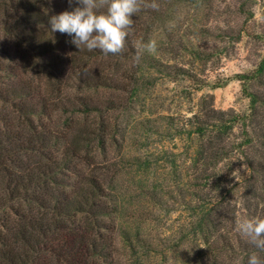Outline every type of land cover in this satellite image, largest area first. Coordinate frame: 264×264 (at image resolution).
Returning <instances> with one entry per match:
<instances>
[{"label": "trees", "instance_id": "16d2710c", "mask_svg": "<svg viewBox=\"0 0 264 264\" xmlns=\"http://www.w3.org/2000/svg\"><path fill=\"white\" fill-rule=\"evenodd\" d=\"M259 1L264 8V0H156L159 9L153 10L144 6L152 0H143L123 51L104 55L83 45L78 49L67 34L51 31L50 18L69 11L62 0H0V264H149L159 254L150 236L118 222L123 174L109 152L124 138L133 97L144 84V66L173 79L192 77L184 67L161 63L137 47L160 27L168 30L170 9L181 4L215 9L219 19L213 29L221 43L246 36L263 53L254 70L237 75L250 100L246 114L217 110L205 98L188 124L175 127L190 144L185 155L167 158L170 174L179 176L180 169L187 178L180 189L187 221L174 250L187 249L181 253L189 257L187 264H248L253 253L264 259V252L236 231L239 221L264 219V9L258 19ZM45 6L54 14L43 12ZM182 49L169 41L156 52ZM20 51L37 74H53L57 81L49 88L36 81ZM138 53L140 62L134 64ZM73 55L99 63L77 69ZM196 56L206 63L211 54ZM75 87L111 97L73 96ZM125 93L132 97L124 103L113 96ZM81 119L84 127L78 126ZM187 126L194 128L192 134ZM169 190L160 195L153 187L142 195L163 210L174 198ZM146 214L149 219L151 212Z\"/></svg>", "mask_w": 264, "mask_h": 264}, {"label": "rangeland", "instance_id": "374dc122", "mask_svg": "<svg viewBox=\"0 0 264 264\" xmlns=\"http://www.w3.org/2000/svg\"><path fill=\"white\" fill-rule=\"evenodd\" d=\"M62 3L69 11L79 6L73 3L70 7L67 0H62ZM262 4L263 1H259L256 6L258 19L264 9ZM209 9L210 7L196 8L185 4L170 9L174 14L167 22L168 30L160 27L154 32L151 40H155L160 47L169 41L177 42L183 49L174 54L166 51L154 52V56L161 63L184 67L192 73V77L181 76L173 79L174 76H168L166 72H158L153 68L149 69L148 65L144 66L141 73L145 76L144 84L138 98L133 97L134 110L125 121L124 138L120 141L118 137L119 144H112L110 147L109 157L116 158L117 166L123 174L120 184L124 187V206L118 215V222L132 233L140 231L152 238L159 254L153 255L149 264H187L189 258L183 255V252H187L184 246L174 250L178 232L187 221L180 196V189L186 184L187 178L185 175L183 178L180 169L179 176L171 175L172 169L167 158H170L171 153L185 155L190 144L184 136H177V129L183 124H188L187 120L198 112L205 98L208 99L206 105H213L217 110H235L238 114H246L250 100L244 95L243 84L237 75L248 74L254 70L263 53L261 49L254 47L246 36L238 43H221L216 36L218 32L213 29L217 26L219 13L212 12L215 9ZM43 12L52 14L54 11L46 7ZM205 51L211 54L206 63L196 56L197 53L202 54ZM19 54L21 59L25 60L22 59L25 67L29 69L30 76L36 81L41 79L47 87L57 81L53 74H37V69L33 70V66L26 63L28 56L25 52L20 51ZM73 57L77 59V69H90L99 63L98 60L87 61L75 55ZM101 61L105 59L102 58ZM69 77L71 76L66 78ZM70 93L73 96L81 94L96 98L111 97L110 92L83 91L76 87ZM113 96L121 103L127 99L130 101L132 97L126 93ZM80 121L78 126L84 127V119ZM168 124L173 128H167ZM187 127V132L192 134L194 128ZM194 147L195 143H192L191 151ZM154 157L158 158L157 163L152 162ZM137 159L151 160L144 164L136 161ZM153 187L160 195H166L169 189H172L174 198L173 201H168V208L160 210L149 205L148 201L151 200L143 196L142 191ZM146 212H151L149 219H146Z\"/></svg>", "mask_w": 264, "mask_h": 264}, {"label": "clouds", "instance_id": "9594fccd", "mask_svg": "<svg viewBox=\"0 0 264 264\" xmlns=\"http://www.w3.org/2000/svg\"><path fill=\"white\" fill-rule=\"evenodd\" d=\"M79 5L72 11H64L49 20L52 32H60L71 37L70 43L78 49L83 45L88 51L100 50L104 55L119 54L125 47L126 38L134 25V14L141 10L143 0H68ZM153 10L159 9L156 0L145 4ZM106 9L105 12H99ZM137 47L154 53L157 50L155 40L147 44L138 42ZM138 53L133 63L138 64ZM236 231L249 238L259 252H264V219H244L237 222ZM248 264H264V259L253 253Z\"/></svg>", "mask_w": 264, "mask_h": 264}]
</instances>
